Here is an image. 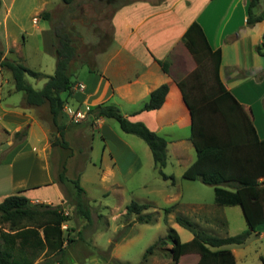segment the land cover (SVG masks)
<instances>
[{
	"label": "crops",
	"instance_id": "crops-1",
	"mask_svg": "<svg viewBox=\"0 0 264 264\" xmlns=\"http://www.w3.org/2000/svg\"><path fill=\"white\" fill-rule=\"evenodd\" d=\"M16 1L10 0L6 7V1L0 0V14L3 16L0 47L4 57L25 64L29 58L25 53L26 47L24 49L28 27L25 17L14 10ZM248 2L249 0L126 2L112 12L110 41L103 50L97 52L94 65L90 66L91 69L77 73L75 86L82 83L83 88L73 89L64 106L86 111L100 103L115 104L127 119L143 123L166 139V164L162 171L173 179L162 178L170 180L173 189L165 193L166 205L162 208L169 205H174V208L164 214L157 209L158 206L153 207L158 211V216L154 222L145 224L156 227L158 232L166 224L167 228H174L180 236L185 228L175 218L182 213L192 217L204 228L210 227L208 223L214 221L211 217L190 211L200 209V204L184 203L183 198L187 182L197 181L183 177L184 171L196 159V151L190 140V109L207 99L202 73L183 41V35L191 23L198 22L212 50L221 51L220 78L251 114L259 138L264 139V60L257 51V46L263 41L264 19L251 25L247 23ZM43 5L42 3L39 8L33 7L29 11V26L37 32V47L46 49L47 41L52 51L49 22L43 18L36 23L32 21L36 10L40 13L45 9ZM256 8V14L264 13V0H259ZM10 22L16 25L12 31L8 29ZM162 85L167 86L162 104L155 109L142 110L150 93ZM17 92L20 91L14 89L11 75L6 77L4 70H0V202L6 196L19 192L31 203L62 205L73 214V207L66 198L68 194H64L62 185L55 179L59 158L67 157L68 154H64L62 149V152L56 151L52 145L47 108L45 105H27L22 94L18 99L14 97ZM81 121L91 127H87V131L90 129L91 133L90 145L87 155H82L81 160L78 158L79 165L73 173L78 174L76 177H79L89 201L91 220L79 217L77 224L73 218L68 221L69 229L73 232L69 234L72 242L64 244L67 245V254L62 264H85L91 255L104 260L100 253L110 243H115L111 256L120 259L122 246L126 248L134 242L136 235L132 228L138 223L132 222L134 216H131L121 224H112L113 220L119 219L126 211L128 202L123 198L126 189L124 183L142 167L143 161L149 163L153 160L149 146L139 144L132 134L124 132L118 122V125L113 123L111 118ZM18 131H24V135L16 138L15 133ZM97 137L100 141H96ZM81 150L83 149H79ZM73 154H69V158L72 156L70 160L75 162L77 154ZM82 160H86V165L91 167L88 169V166H84ZM67 171L69 173V166ZM96 185L102 190L101 195L112 194L117 198L111 207L105 204L110 207V215L105 216L104 226L99 223L101 219L104 220L99 213L107 206L101 203L102 206L91 204L98 199V194H94L92 190ZM70 192L72 190H67V193ZM149 204L153 206L152 203ZM93 207L96 208L94 212ZM129 222L130 225H127ZM222 223L226 224L224 218ZM126 225L130 227L124 232V236L115 241L112 235L116 234L120 226L124 228ZM105 229H110L112 235H105L106 244L103 245L100 238ZM142 232L143 229H140L138 235ZM253 235L243 244L227 246L233 252L236 262L244 257L243 250L250 240L263 241L264 223ZM192 238V232L184 240L180 236L182 241ZM76 243L81 247L89 245V248L79 252ZM15 251L20 252L18 247ZM261 257L264 258V253L258 254V264L261 263ZM51 258L53 254L43 251L33 264ZM183 258L184 255L180 261ZM147 264L174 262L171 257L153 254Z\"/></svg>",
	"mask_w": 264,
	"mask_h": 264
},
{
	"label": "trees",
	"instance_id": "trees-1",
	"mask_svg": "<svg viewBox=\"0 0 264 264\" xmlns=\"http://www.w3.org/2000/svg\"><path fill=\"white\" fill-rule=\"evenodd\" d=\"M62 1L66 4L72 2ZM258 2L259 0L248 2L247 23L250 25L264 19V13L256 14L253 11ZM41 17L50 22L49 11H43ZM50 35L52 52L56 58L52 74L45 75L20 61L4 57L1 47L0 70L10 71L14 89L23 93L27 105L46 106L50 126L53 128L51 133L57 134L56 143L68 148L69 143L65 139L68 115L64 106L75 86V71L88 63L82 57L79 59L73 33L65 24L51 25ZM183 41L198 64L207 94L205 102L190 109V140L196 151V159L184 171L183 177L212 186L216 203L239 205L248 229L235 235L218 236L199 228L189 218L178 214L176 222L192 232L193 238L182 241L177 231L171 227L165 236L159 237L145 249L139 264H147L150 256L155 253L171 257L174 264H178L180 258L189 253L198 255L194 264H236L234 254L227 246L245 243L264 223V139L259 138L251 114L222 82L219 74L221 51L212 50L198 22L189 25ZM257 51L264 57V34ZM27 75L46 80L41 88L36 89L28 82ZM166 91V85L152 91L142 110L158 108ZM99 117L113 118L124 132L143 139L151 150L160 175L163 178H172L162 171L166 164L165 138L148 129L143 123L127 119L115 104L100 103L90 107L84 120L92 122ZM23 135L24 131L15 133L16 138ZM56 143L52 141L53 146ZM66 171L67 164L64 160L58 180L72 185L73 195L69 204L73 207V213L90 221L91 209L79 177L68 178ZM150 206L149 203L132 200L126 204V214L137 215L140 223H148L151 222L152 215L144 211ZM173 208L174 205L166 206L163 212L167 214ZM63 209L62 205L31 203L19 192L6 196L0 202V264H33L43 251L53 254V258L37 264H62L67 254V245L64 244L72 242L71 236L68 237L61 229V223L71 219V211L65 215ZM6 223L8 228L3 226ZM169 244L171 246L168 247ZM16 245L19 253L15 251ZM111 245L107 248L109 251ZM21 250L24 255H21ZM104 261L106 264H129L111 256L109 259L104 258ZM260 264H264L263 257Z\"/></svg>",
	"mask_w": 264,
	"mask_h": 264
},
{
	"label": "rangeland",
	"instance_id": "rangeland-1",
	"mask_svg": "<svg viewBox=\"0 0 264 264\" xmlns=\"http://www.w3.org/2000/svg\"><path fill=\"white\" fill-rule=\"evenodd\" d=\"M6 1V7L9 4L10 0ZM131 0H72L71 4H66L62 0H17L14 7V10H16V13L19 12L23 15V18L25 19L26 25H27V33L26 36V46L24 45V49L26 47L25 53L28 55V60L26 59L25 64H27L31 69L40 71L44 73L45 75L52 74L55 69L56 64V58L53 52L50 50V46L48 42L46 41V49L45 47L42 49L38 48L39 41H36L37 38V32L34 31L29 26V23H31V16L30 12L33 7L39 8L41 4L43 3L45 6V9H42L40 13H34L35 15L32 18L33 22L41 21V13L43 11H49L50 12V22L49 26L53 24H60L63 23L67 28H69L73 33V39L74 43L77 45V51L79 53V59L82 57L83 59H86V62L88 65H81L78 67V69L74 73V79L77 77V73L84 72L87 70L88 67H92L94 65V58L97 52L102 50L108 40L111 37V15L112 12L119 6L120 4L124 2H128ZM5 11V10H4ZM4 11L2 14H4ZM30 11V12H29ZM254 12L257 11V8L253 9ZM13 21V20H12ZM11 26H8V29L12 31V28L15 29L16 25H14L12 22H10ZM3 33V16L0 14V35ZM52 42V41H51ZM260 45V44H259ZM1 46V43H0ZM42 46V45H41ZM50 52V53H49ZM261 58L264 57L261 56ZM78 65V64H77ZM5 72V76L9 77L10 71L6 69H2ZM12 77V76H11ZM28 81L31 83V85L38 89L40 88L43 83L45 82L46 78H34L30 75L26 76ZM22 92H17L14 97L18 99V97L22 96ZM68 120V127L65 130V139L69 143L68 148L62 147L57 142V134L51 133V142L54 140L55 145L54 148L62 152L64 151V154H68L67 157L59 158V163L57 164L56 169V176L55 179L62 185V188L64 189V194L66 195L68 202H71L72 197V185L70 183H67L64 185L62 182L58 180V173L61 170V165L64 160H66L67 166H69V173L66 171L67 177L73 176L74 179L78 175L77 173H73L75 170V167H77L79 164H77L78 158L81 160L82 155H87L89 151V145H90V129L87 131V127L91 128L87 123H81L82 121L75 122L71 118H67ZM111 121L113 123L117 124V121L113 118H111ZM118 125V124H117ZM53 129V128H51ZM135 139H137V142L141 145H146V142L140 137L132 134ZM100 138L97 137L96 141H100ZM94 145V144H93ZM96 148V147H94ZM62 149V150H61ZM79 149H83L79 151ZM98 149V148H97ZM96 149V152L98 154V151ZM77 154L75 162H72V159L70 160L69 154L71 155ZM95 155V152H94ZM67 159H69V165L67 162ZM84 166H88L89 169L91 166L86 165L87 161L82 160ZM122 182V179H119ZM185 181V180H184ZM188 186H185L184 188V203L191 202V204H200V209L197 208V210H190L192 212H197L199 215L208 216L211 217L214 221L209 222L208 224L210 227L204 228L201 227L197 222L193 220L192 217L188 215H184L183 213L181 215L186 216L191 221H193L199 228H202L206 230L209 233L218 235V236H228V235H235L240 232H243L248 229V225L245 221V218L243 216L241 207L239 205H221L215 202L214 200V189L210 185H206L202 183L201 181H189L187 182ZM125 185V192L123 198L129 203L132 200L138 201V202H149L152 203L148 209H146L145 213H150L152 215L151 222L155 221L157 218L158 211L154 210L153 207H157V209L163 211V206L166 205L165 200V193L168 191H171L173 188L171 187V181L170 180H164L162 176L159 173L158 168L155 166L153 160L148 163V161H143L142 167H140L131 177L130 179L124 183ZM68 191H71L70 193H67ZM94 194L97 193V202H92L91 204L93 206L107 204L110 207L114 202H116L117 198L115 196H112V194L109 195H101L102 190L96 185L94 186V189L92 188ZM105 205V206H107ZM156 205V206H155ZM102 206V205H100ZM107 206L105 209L102 208V211H100V215L104 218L101 219L99 222L103 226L106 223V217H108L110 214V207ZM161 209H160V208ZM188 209H191L190 207H187ZM96 208L93 207V212ZM126 210V209H125ZM70 212V211H69ZM70 214V213H69ZM74 214V213H73ZM71 212V218L75 219V224H77L79 221V217L74 216ZM165 214V213H164ZM194 214V213H192ZM99 216V217H101ZM106 216V217H105ZM119 216V215H118ZM131 216H134V219L132 222H138L137 224L133 225L132 232H135L136 238L134 242L124 248L122 246V253L120 259H118L121 262H127L129 264H139L142 260L143 253L145 249L155 242L159 237L165 236L169 230V227L167 228L166 224H163L164 228L162 227L161 231L158 232V229L156 227H148L145 223H140L137 219V215L131 214L127 215L126 211L123 215L119 216V219L117 220H111L112 224H121V222L125 221V219L130 218ZM223 218L225 219V223H222ZM176 219V218H175ZM165 220V218H164ZM207 220V219H206ZM205 220V221H206ZM131 222H129L127 225H130ZM215 226H212V225ZM222 224V225H221ZM124 226L121 227L116 231V234L111 233L110 229H105L103 232V236L100 238L101 244H106V234L114 236V240L118 241L121 237L124 236V232L128 230L130 226ZM4 227L8 228V224H3ZM68 226V221H67ZM75 229V228H74ZM93 230V226L91 227ZM143 229V232L141 235L139 234V230ZM73 233L72 230L69 229V226L66 230H64V233L66 235ZM77 234V233H76ZM190 234V231L188 229H183L181 232V239L184 240L185 237ZM253 235V233L251 234ZM250 235V236H251ZM249 236V237H250ZM254 236V235H253ZM251 236V237H253ZM68 244V243H67ZM112 244V245H111ZM109 249L103 251L100 253V256L104 258H110L111 251L113 250L115 243H110ZM248 246L245 247V250H243V253H245L244 257L242 259H237L236 264H258V254L264 253V239L263 241L257 240L254 241L250 240V242L247 244ZM76 246H79V252L82 251V249L89 248V245H85L84 247H81L80 244L76 243ZM171 246V244L168 245V247ZM91 247V245H90ZM159 254L160 253H155ZM163 256V255H161ZM113 257V256H111ZM169 257V256H164ZM114 258V257H113ZM198 258V255L195 253H189L185 254L184 258L180 261V264H194ZM117 259V258H115ZM104 261V260H103ZM105 262V261H104ZM99 264V262H95L93 264ZM106 264V263H104Z\"/></svg>",
	"mask_w": 264,
	"mask_h": 264
},
{
	"label": "built area",
	"instance_id": "built-area-1",
	"mask_svg": "<svg viewBox=\"0 0 264 264\" xmlns=\"http://www.w3.org/2000/svg\"><path fill=\"white\" fill-rule=\"evenodd\" d=\"M83 86L84 85L82 83H80L78 86H74L73 89L83 88ZM64 110L66 111V113L69 116V118H71L75 122H78V121H81V120L85 119L86 114H87V110L86 111H80L78 109H73V108H70V107H65ZM63 210H64L63 213L65 215L69 214L68 210H66V209H63ZM67 228H68L67 221H63L61 223V229L66 230Z\"/></svg>",
	"mask_w": 264,
	"mask_h": 264
},
{
	"label": "water",
	"instance_id": "water-1",
	"mask_svg": "<svg viewBox=\"0 0 264 264\" xmlns=\"http://www.w3.org/2000/svg\"><path fill=\"white\" fill-rule=\"evenodd\" d=\"M95 262H99L100 264H104L105 262L101 259V258H96L95 255H91L86 259V263L85 264H93ZM73 264H77V263H73Z\"/></svg>",
	"mask_w": 264,
	"mask_h": 264
}]
</instances>
